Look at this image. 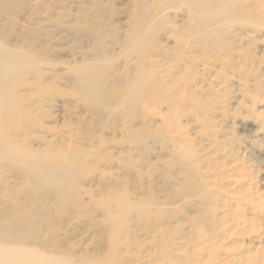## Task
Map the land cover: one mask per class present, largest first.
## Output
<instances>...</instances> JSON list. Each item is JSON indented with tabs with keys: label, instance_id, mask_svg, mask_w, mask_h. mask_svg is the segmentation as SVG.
<instances>
[{
	"label": "bare ground",
	"instance_id": "6f19581e",
	"mask_svg": "<svg viewBox=\"0 0 264 264\" xmlns=\"http://www.w3.org/2000/svg\"><path fill=\"white\" fill-rule=\"evenodd\" d=\"M233 80L264 102V0H0V264H264L246 148L200 135Z\"/></svg>",
	"mask_w": 264,
	"mask_h": 264
},
{
	"label": "rangeland",
	"instance_id": "374dc122",
	"mask_svg": "<svg viewBox=\"0 0 264 264\" xmlns=\"http://www.w3.org/2000/svg\"><path fill=\"white\" fill-rule=\"evenodd\" d=\"M118 5L119 2H116V6ZM79 38H81V36L76 39V44L72 45V47L78 51H80L81 47L84 45ZM206 82L207 81L204 80V85H206ZM233 82L228 84L225 92L218 94L216 97L218 104H227L229 117H222L219 121H213L212 124H216L215 128L209 129L208 126L203 133L199 134L206 138L208 132L212 130L215 131L214 140L225 144L226 149L235 143H241L245 146L246 154H244L241 162L242 164L249 165L253 172L257 173L260 181V188L264 191V102L256 103V101H254L253 103H249L251 100L245 99L246 101H243L242 105L239 106L237 92L239 87L238 82L236 81L235 83L234 80ZM224 97L228 98L226 103L220 101L223 100ZM179 123L181 125L185 124L182 119ZM208 151L211 152L212 148L209 147ZM165 153L164 151L163 155ZM244 243H247L246 240Z\"/></svg>",
	"mask_w": 264,
	"mask_h": 264
}]
</instances>
